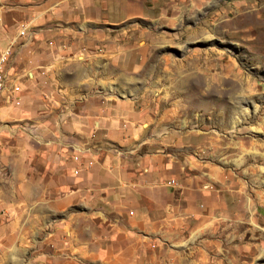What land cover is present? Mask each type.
I'll return each mask as SVG.
<instances>
[{
	"label": "crops",
	"instance_id": "obj_1",
	"mask_svg": "<svg viewBox=\"0 0 264 264\" xmlns=\"http://www.w3.org/2000/svg\"><path fill=\"white\" fill-rule=\"evenodd\" d=\"M146 2L0 0V264L55 246L166 262L184 233L208 239L245 213L190 133L157 121L145 94L107 84L138 81L125 75L140 66L134 52H117L139 50L132 21Z\"/></svg>",
	"mask_w": 264,
	"mask_h": 264
},
{
	"label": "rangeland",
	"instance_id": "obj_2",
	"mask_svg": "<svg viewBox=\"0 0 264 264\" xmlns=\"http://www.w3.org/2000/svg\"><path fill=\"white\" fill-rule=\"evenodd\" d=\"M144 6L146 16L132 21L139 50L125 45L117 52L123 62L134 52L140 66L125 75L138 81L107 84L126 96L145 94L157 121L190 133L245 209L234 229L208 239L184 233L175 258L155 264H264V49L251 42L254 30L264 33V0H147ZM115 74L109 66L107 76ZM51 255L19 262L130 264L69 258L56 246Z\"/></svg>",
	"mask_w": 264,
	"mask_h": 264
},
{
	"label": "built area",
	"instance_id": "obj_3",
	"mask_svg": "<svg viewBox=\"0 0 264 264\" xmlns=\"http://www.w3.org/2000/svg\"><path fill=\"white\" fill-rule=\"evenodd\" d=\"M9 54H10L9 49H5L0 52V94L3 92V89H4V83H5V71L4 70H5V65L7 63ZM171 183H174V181H172Z\"/></svg>",
	"mask_w": 264,
	"mask_h": 264
},
{
	"label": "bare ground",
	"instance_id": "obj_4",
	"mask_svg": "<svg viewBox=\"0 0 264 264\" xmlns=\"http://www.w3.org/2000/svg\"><path fill=\"white\" fill-rule=\"evenodd\" d=\"M264 9V7H263ZM255 15V12H253ZM252 17V16H251ZM252 22V21H251ZM262 23H263V20H262ZM253 24V23H252ZM251 27V26H250ZM257 27V26H255ZM253 27V28H255ZM257 29V28H256ZM253 34V38L251 40V42L256 46V47H259V48H263L264 49V33H259V32H256V30H254V32H252ZM229 85V84H228Z\"/></svg>",
	"mask_w": 264,
	"mask_h": 264
}]
</instances>
